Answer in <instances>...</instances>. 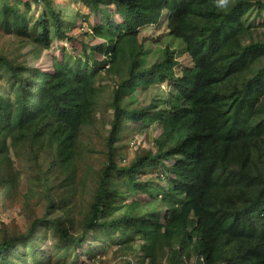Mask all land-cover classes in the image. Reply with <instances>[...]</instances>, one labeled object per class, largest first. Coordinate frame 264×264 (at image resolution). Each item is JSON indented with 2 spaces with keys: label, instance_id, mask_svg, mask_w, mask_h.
<instances>
[{
  "label": "trees",
  "instance_id": "obj_1",
  "mask_svg": "<svg viewBox=\"0 0 264 264\" xmlns=\"http://www.w3.org/2000/svg\"><path fill=\"white\" fill-rule=\"evenodd\" d=\"M31 1L0 0V28L46 48L54 39H66L62 12L54 0H33L44 7L34 22L29 18ZM82 1L90 11L105 7L102 24L92 30L103 41L96 49L105 60L98 62L93 54H85L84 61L54 58V73L26 65L9 67L0 86V187L17 186L12 151L38 165L35 183L48 191L60 175L75 180L81 130L95 117L97 66L110 69L125 54L129 72L120 90L133 92L162 82L175 86L179 99L158 114L163 133L156 140L157 152L129 167L120 168L115 162L114 144L119 138L113 126L107 143L109 163L101 172L76 245L81 247L98 229L107 242L121 234L116 241L121 249L126 245L131 250L134 238L140 236V264H159L164 258L167 264H264V42L243 43L250 31L244 20L246 2ZM258 4L262 11L264 4ZM111 6L121 23L113 18ZM165 9L169 35L184 42L193 65L181 76L174 70L173 51L166 50L163 60L147 69L139 61V30L157 24ZM119 89L114 96V125L124 115L152 117L149 112L122 110ZM170 161L171 165L165 163ZM158 164L167 172L168 186L136 182L141 171ZM115 178L127 181L128 189H118ZM137 191L160 199L163 222L154 214L144 216L143 204L121 201ZM49 230L71 241L62 223L41 221L27 234L0 242V264L25 263L29 254L38 261L40 252L49 250ZM127 262L134 264L131 259Z\"/></svg>",
  "mask_w": 264,
  "mask_h": 264
},
{
  "label": "rangeland",
  "instance_id": "obj_2",
  "mask_svg": "<svg viewBox=\"0 0 264 264\" xmlns=\"http://www.w3.org/2000/svg\"><path fill=\"white\" fill-rule=\"evenodd\" d=\"M31 2L29 18L34 22L40 17L44 7L33 0ZM54 2L62 12L66 39H54L50 48L33 44L29 38L5 33L0 28V86L5 84L6 74H9L11 65L14 67L26 65L43 72L54 73V58L67 61L71 59L68 57L72 56V59L84 61L85 54H93L98 62L105 60L104 54L96 49L103 45V41L90 33L95 26L102 24L105 7L101 6L102 11L95 12L90 11L82 0H54ZM228 2L232 4L246 2L244 20L250 31L243 36V43L246 45L253 41L264 42V9L262 11L258 9V3L264 4V0H228ZM111 10L116 22L121 23L114 6H111ZM168 18L169 13L165 9L157 24L139 30L137 37V49L141 50L139 61L141 68L147 69L162 61L166 50L173 51L177 62L174 70L177 76H181L185 68L193 65L184 42L169 35ZM262 63L254 69L261 67ZM91 64L93 66V61ZM129 64L127 55L122 54L115 63L110 64V69L101 64L97 66L100 71L95 83L98 89L95 117L91 123L82 127L77 156L78 172L73 182L60 175L55 179L53 189L48 191V188L35 183L36 174L40 173L38 165L30 163L29 160L25 161L21 152L14 155L12 151L11 158L18 174V183L15 188L0 187V242L27 234L33 225L41 221L62 223V228L67 231L71 239L70 242L59 239L56 230H49L46 241V248L49 250L43 249L44 254L41 251L36 262L29 254L26 262L22 261L23 263L20 264H98L99 262L128 264L129 259L134 264H140V247L143 245L140 236L134 238L131 250L125 248L126 245H123L125 249H121L116 243L122 238L121 234L113 241L107 242L108 238L104 232L94 229L87 235L81 247L76 245V240L83 236V227L96 197L101 172L109 163L107 143L114 127L117 126L119 138L114 144L115 162L120 168L129 167L136 159L157 152L156 140L163 133L158 114L171 108L179 99L175 86L162 82H156L149 87H137L133 92L120 90L118 88L120 83L128 77ZM118 89L121 92L122 110L149 112L152 117L139 119L124 115L119 123L114 125V96ZM165 163L171 165L173 162ZM164 169L161 164L153 165L147 168L146 172L141 171L136 177V182H152L154 185L168 186L170 181H167L168 176ZM162 172L166 176L165 179L161 177ZM116 181L118 189L121 191L128 189L127 181L115 178L113 183ZM121 201L123 203L137 201L143 204L144 216L154 214V218L159 222L164 221L165 209L160 199H151L144 191L128 192L126 198ZM194 259L195 257H191V260ZM159 264H167V258Z\"/></svg>",
  "mask_w": 264,
  "mask_h": 264
},
{
  "label": "built area",
  "instance_id": "obj_3",
  "mask_svg": "<svg viewBox=\"0 0 264 264\" xmlns=\"http://www.w3.org/2000/svg\"><path fill=\"white\" fill-rule=\"evenodd\" d=\"M90 33H92V32L90 31ZM200 260H201V261H204L203 258H200ZM98 264H106V263L99 262ZM187 264H193V263H192V262H189V263H187Z\"/></svg>",
  "mask_w": 264,
  "mask_h": 264
},
{
  "label": "clouds",
  "instance_id": "obj_4",
  "mask_svg": "<svg viewBox=\"0 0 264 264\" xmlns=\"http://www.w3.org/2000/svg\"><path fill=\"white\" fill-rule=\"evenodd\" d=\"M221 3H223V0H220ZM93 33V32H92Z\"/></svg>",
  "mask_w": 264,
  "mask_h": 264
}]
</instances>
